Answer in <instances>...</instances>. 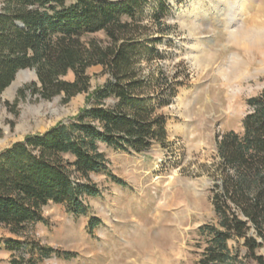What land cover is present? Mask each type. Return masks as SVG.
Returning a JSON list of instances; mask_svg holds the SVG:
<instances>
[{
  "label": "trees",
  "instance_id": "1",
  "mask_svg": "<svg viewBox=\"0 0 264 264\" xmlns=\"http://www.w3.org/2000/svg\"><path fill=\"white\" fill-rule=\"evenodd\" d=\"M170 11L169 0H0V103L27 69L35 70L46 100L87 95L70 122L0 151V226L23 236L49 204L85 215L86 200L101 194L91 175L109 168L101 146L143 154L166 144L162 112L177 95L175 79L159 67L144 71L161 56ZM101 33L104 41L84 42ZM97 66L108 80L91 92L87 70ZM71 71L75 80L67 82ZM248 101L243 133L229 132L216 146V220L198 231V264H264V90ZM98 225L91 220L90 228ZM1 245L22 248L15 239Z\"/></svg>",
  "mask_w": 264,
  "mask_h": 264
},
{
  "label": "rangeland",
  "instance_id": "2",
  "mask_svg": "<svg viewBox=\"0 0 264 264\" xmlns=\"http://www.w3.org/2000/svg\"><path fill=\"white\" fill-rule=\"evenodd\" d=\"M169 4L171 29L161 56L144 71L159 67L175 79L177 95L162 112L166 144L143 154L101 146L109 168L91 175L101 194L86 200L85 215L49 204L43 221L29 224L23 236L0 226V239L19 240L22 247L11 252L1 245L0 264L30 258L31 264H198V231L216 220L211 190L217 143L229 132L243 133L248 100L264 90V0ZM90 39L104 41L105 35L84 42ZM87 74L91 92L108 80L99 66ZM15 83L0 103V151L70 122L87 106L85 94L68 102L64 95L44 99L35 70L20 72ZM92 219L99 225L90 228ZM45 248L53 249L48 257L41 253Z\"/></svg>",
  "mask_w": 264,
  "mask_h": 264
},
{
  "label": "bare ground",
  "instance_id": "3",
  "mask_svg": "<svg viewBox=\"0 0 264 264\" xmlns=\"http://www.w3.org/2000/svg\"><path fill=\"white\" fill-rule=\"evenodd\" d=\"M17 86V84L15 83L14 85H12V87H10V89H8L7 94L9 95L11 93V91ZM20 91V90H19Z\"/></svg>",
  "mask_w": 264,
  "mask_h": 264
},
{
  "label": "water",
  "instance_id": "4",
  "mask_svg": "<svg viewBox=\"0 0 264 264\" xmlns=\"http://www.w3.org/2000/svg\"><path fill=\"white\" fill-rule=\"evenodd\" d=\"M12 84H13V83H12ZM12 84H11V85H12ZM11 85H10V86H11ZM9 88H10V87H9ZM9 88H8V89H9ZM8 89H7V90H8ZM7 90L4 91V94L6 93Z\"/></svg>",
  "mask_w": 264,
  "mask_h": 264
}]
</instances>
